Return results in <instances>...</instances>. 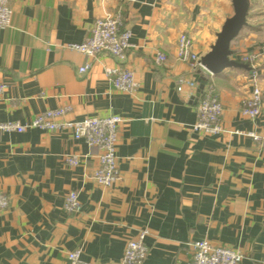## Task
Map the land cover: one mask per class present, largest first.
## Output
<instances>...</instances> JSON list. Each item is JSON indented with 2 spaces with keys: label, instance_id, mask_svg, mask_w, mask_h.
I'll return each instance as SVG.
<instances>
[{
  "label": "crops",
  "instance_id": "0c3cea01",
  "mask_svg": "<svg viewBox=\"0 0 264 264\" xmlns=\"http://www.w3.org/2000/svg\"><path fill=\"white\" fill-rule=\"evenodd\" d=\"M10 7V25L0 28V82L7 84L0 123H24L64 106L65 119L113 113L124 121L111 186L92 178L98 148L70 132L0 131V192L9 198L0 212V264H68L74 248L93 264H123L127 240L142 228L149 233L141 264H188L190 244L202 238L241 250L240 264H264V140L232 132L264 130V44L248 32L231 42V58L257 54L251 73L228 68L211 75L176 58L183 33L199 56L210 50L233 14L231 0H10ZM117 11L131 32L123 65L134 72L133 92L111 86V55L89 58L67 47ZM181 80L195 86L178 91ZM201 80L223 104L226 131L219 135L192 128ZM253 80L262 91L261 113L249 119L240 107ZM67 155L78 164H68ZM71 190L82 203L78 213L63 209Z\"/></svg>",
  "mask_w": 264,
  "mask_h": 264
},
{
  "label": "built area",
  "instance_id": "2783aa9c",
  "mask_svg": "<svg viewBox=\"0 0 264 264\" xmlns=\"http://www.w3.org/2000/svg\"><path fill=\"white\" fill-rule=\"evenodd\" d=\"M12 9L10 0H0V28L10 25ZM122 15L117 11L113 15H106L96 19L90 27L89 34L79 43H69L67 47L95 58L101 53H108L117 64L105 68V74L111 86L119 91L133 92L138 83L134 78V72L123 65L128 48L131 46V32L122 25ZM257 54L254 52H243L236 55L234 59L246 62L251 66ZM176 58L180 61H189L192 66L204 68L200 62V56L193 50V39L187 34L178 37L176 45ZM156 61L164 62L166 56L157 52ZM89 64L79 67V72H84ZM191 88L195 86L193 80L180 81L177 90L181 91L183 86ZM7 84L0 82V95ZM262 91L253 80V85L247 98L242 101L240 113L249 119L256 118L261 113ZM70 110L69 106L55 109H46L36 114L29 121L20 123L10 120L0 123V131L24 132L30 128H39L47 131H67L75 139H83L89 146L98 148V165L92 172V178L103 186H111L117 179L116 144L118 128L124 119L118 114L106 116H85L78 120L65 119L63 116ZM223 104L211 83H204L202 91L196 96L195 122L192 126L194 131L207 135H219L226 130L222 126ZM233 133L249 136L254 142L264 140V130L243 132L233 130ZM65 161L71 165H77L79 159L74 155L65 156ZM9 198L6 193L0 192V212L8 207ZM63 209L68 213H78L82 210L77 191L71 190L67 193L63 203ZM148 229L142 228L137 234L127 240L122 255L123 264H141L147 254L145 238ZM192 251L191 260L188 264H240L243 253L237 248L225 245H213L206 239L194 240L190 244ZM68 264H93L83 257L80 248H74L66 252Z\"/></svg>",
  "mask_w": 264,
  "mask_h": 264
},
{
  "label": "water",
  "instance_id": "95a60500",
  "mask_svg": "<svg viewBox=\"0 0 264 264\" xmlns=\"http://www.w3.org/2000/svg\"><path fill=\"white\" fill-rule=\"evenodd\" d=\"M233 14L225 18L220 30L215 34V41L210 50L200 56L201 65L211 75H217L225 69L236 68L252 72V68L246 62L231 58L233 51L231 42L237 37L244 26L247 25L249 0H231ZM204 81H200L196 96L202 91Z\"/></svg>",
  "mask_w": 264,
  "mask_h": 264
},
{
  "label": "rangeland",
  "instance_id": "374dc122",
  "mask_svg": "<svg viewBox=\"0 0 264 264\" xmlns=\"http://www.w3.org/2000/svg\"><path fill=\"white\" fill-rule=\"evenodd\" d=\"M249 11L247 15V26L253 27L248 29L243 27L241 33L249 34L253 40L258 44H264V0H250ZM253 31V32H251ZM239 32V34H240ZM251 32V33H249Z\"/></svg>",
  "mask_w": 264,
  "mask_h": 264
},
{
  "label": "trees",
  "instance_id": "16d2710c",
  "mask_svg": "<svg viewBox=\"0 0 264 264\" xmlns=\"http://www.w3.org/2000/svg\"><path fill=\"white\" fill-rule=\"evenodd\" d=\"M249 2H250V0H249Z\"/></svg>",
  "mask_w": 264,
  "mask_h": 264
}]
</instances>
